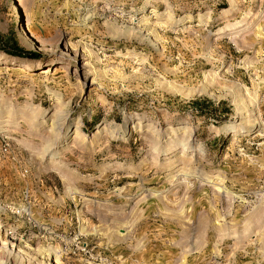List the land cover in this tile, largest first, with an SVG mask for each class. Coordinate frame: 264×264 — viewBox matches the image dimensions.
<instances>
[{
    "label": "rangeland",
    "instance_id": "1",
    "mask_svg": "<svg viewBox=\"0 0 264 264\" xmlns=\"http://www.w3.org/2000/svg\"><path fill=\"white\" fill-rule=\"evenodd\" d=\"M0 264H264V0H0Z\"/></svg>",
    "mask_w": 264,
    "mask_h": 264
},
{
    "label": "trees",
    "instance_id": "2",
    "mask_svg": "<svg viewBox=\"0 0 264 264\" xmlns=\"http://www.w3.org/2000/svg\"><path fill=\"white\" fill-rule=\"evenodd\" d=\"M13 49H14L13 51H10V49H0V50L2 52H10V53H5V54L10 55V56H14L16 58H26V59H33L34 58V55H32V54H27L24 57L23 53L20 51H17L18 49H16V47H14V46H13Z\"/></svg>",
    "mask_w": 264,
    "mask_h": 264
}]
</instances>
